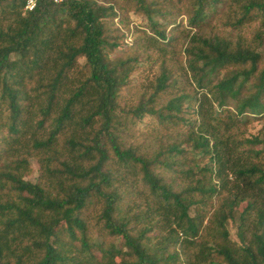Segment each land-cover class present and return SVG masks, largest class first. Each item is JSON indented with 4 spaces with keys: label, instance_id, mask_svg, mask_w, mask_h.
I'll return each instance as SVG.
<instances>
[{
    "label": "trees",
    "instance_id": "obj_1",
    "mask_svg": "<svg viewBox=\"0 0 264 264\" xmlns=\"http://www.w3.org/2000/svg\"><path fill=\"white\" fill-rule=\"evenodd\" d=\"M24 6L0 0V264H264V0Z\"/></svg>",
    "mask_w": 264,
    "mask_h": 264
},
{
    "label": "rangeland",
    "instance_id": "obj_2",
    "mask_svg": "<svg viewBox=\"0 0 264 264\" xmlns=\"http://www.w3.org/2000/svg\"><path fill=\"white\" fill-rule=\"evenodd\" d=\"M129 16L132 20L131 26L132 25L133 26L134 25H137V26L142 25L143 19L140 16L133 15L132 13H130ZM128 41H129V38L127 39V42ZM119 51H121V50H119ZM119 51H117V53H119ZM153 73H154V70H152V69L142 70L141 74H138L135 78L136 85L138 86V84L141 82L142 83L144 82V84H147L149 82V80L152 79ZM31 163H32L33 170H32V173L27 178L29 180L35 181L37 178V175H38L37 163L34 159L31 161ZM230 230H231L232 235H235V227L232 223L230 224Z\"/></svg>",
    "mask_w": 264,
    "mask_h": 264
},
{
    "label": "built area",
    "instance_id": "obj_3",
    "mask_svg": "<svg viewBox=\"0 0 264 264\" xmlns=\"http://www.w3.org/2000/svg\"><path fill=\"white\" fill-rule=\"evenodd\" d=\"M39 0H25L24 9L27 11L34 10L38 4ZM54 2H59L61 0H53Z\"/></svg>",
    "mask_w": 264,
    "mask_h": 264
}]
</instances>
